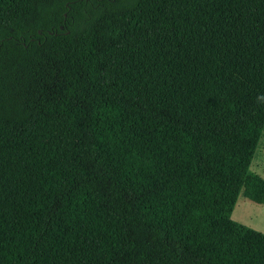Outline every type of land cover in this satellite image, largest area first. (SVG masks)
Segmentation results:
<instances>
[{"label":"trees","instance_id":"trees-1","mask_svg":"<svg viewBox=\"0 0 264 264\" xmlns=\"http://www.w3.org/2000/svg\"><path fill=\"white\" fill-rule=\"evenodd\" d=\"M264 0H0V264H264Z\"/></svg>","mask_w":264,"mask_h":264},{"label":"rangeland","instance_id":"rangeland-1","mask_svg":"<svg viewBox=\"0 0 264 264\" xmlns=\"http://www.w3.org/2000/svg\"><path fill=\"white\" fill-rule=\"evenodd\" d=\"M250 170L264 178V133L261 137L256 155L250 166ZM232 218L240 223L264 232V204L258 203L239 195L237 204L233 210Z\"/></svg>","mask_w":264,"mask_h":264}]
</instances>
